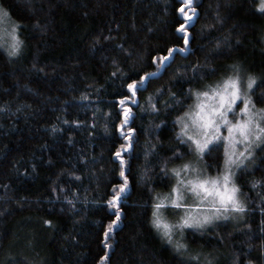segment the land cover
Wrapping results in <instances>:
<instances>
[{
  "label": "trees",
  "instance_id": "obj_1",
  "mask_svg": "<svg viewBox=\"0 0 264 264\" xmlns=\"http://www.w3.org/2000/svg\"><path fill=\"white\" fill-rule=\"evenodd\" d=\"M0 2L22 41L15 55L0 44V264H264V145L236 175L246 205L237 218L172 242L152 224L155 198L175 183L170 170L193 154L175 123L194 101L189 89L237 63L256 78L253 100L264 106L261 0H192L188 45L177 31L185 0ZM172 45L157 72L152 57ZM144 72L155 75L125 101L121 128L124 85ZM125 144L127 189L105 240ZM210 147L205 168L215 174L224 147Z\"/></svg>",
  "mask_w": 264,
  "mask_h": 264
},
{
  "label": "snow or ice",
  "instance_id": "obj_2",
  "mask_svg": "<svg viewBox=\"0 0 264 264\" xmlns=\"http://www.w3.org/2000/svg\"><path fill=\"white\" fill-rule=\"evenodd\" d=\"M185 6L190 11H184ZM264 9V0L258 5ZM179 11L185 17V23L178 26L177 31L183 33L184 44L189 43V34L185 26L192 19L196 9L192 7V0H185ZM9 17L7 9L0 8V20ZM18 23L11 24V42L8 45L11 55H15L22 44L17 35ZM110 37L105 36L107 40ZM177 50L176 45L162 50L156 56L152 57L153 63L156 64V71L173 57ZM179 51H186L181 48ZM115 64V61L113 62ZM196 66H193L195 69ZM115 75V73H113ZM155 72H144L139 75L138 79H131L124 85L131 95L123 97L120 104L123 107L124 118L120 127L123 128L131 115V109L125 101L131 100L140 91L147 78L154 76ZM256 78L249 75L246 88H241V76L238 66L234 67V73L218 81L215 86L209 85L206 90L197 91L189 89V92L195 97V102L189 105L188 110L175 117V123L179 125L177 135L194 149L199 157L206 152L211 151L210 146H215L216 142L223 141V163L219 166L216 175H208L205 170L193 166L190 162L182 163L178 168H172L171 174L176 178L170 190L164 196H157L153 204L152 224L169 242L173 240V233L177 227L181 229L185 226L199 227L210 222L214 217H218L229 209L235 212H243L245 205L240 201L239 187L235 183L236 169L247 167V162L254 159V150L259 145H264V107L257 108L250 91H254L253 85ZM159 91V90H158ZM170 97L175 99V93H169ZM264 96V93H262ZM238 101L242 103L239 111H236ZM155 108V105L152 106ZM128 135H124L125 141L129 140L133 129H127ZM226 132V134H225ZM123 135V132L121 133ZM128 144L122 145L115 155L119 157L121 170L119 176L123 178V183L113 186V194L107 201L109 206L116 208V220H112L104 230L105 240L109 233L119 220L121 211L118 207L123 193H125L128 184V177L125 175L123 165L125 163L121 151L126 149ZM178 153H173L176 156ZM74 175V174H73ZM256 183H260L257 181ZM55 191V189H53ZM175 209H183L185 215L180 218L177 224L170 223L164 218L162 209L167 206ZM209 208L213 209L211 213L195 212L194 210ZM264 211V210H262ZM50 224L51 221H44ZM264 232V228L261 229ZM108 244L105 243V248ZM176 250L180 251L186 248L183 243H176ZM251 247V245H249ZM261 252L264 253V242H261ZM107 253L101 257V261L106 259ZM248 264H252L248 261Z\"/></svg>",
  "mask_w": 264,
  "mask_h": 264
},
{
  "label": "rangeland",
  "instance_id": "obj_3",
  "mask_svg": "<svg viewBox=\"0 0 264 264\" xmlns=\"http://www.w3.org/2000/svg\"><path fill=\"white\" fill-rule=\"evenodd\" d=\"M0 8H3V6L1 5V2H0ZM13 22H14V21H12V19L10 18V16H9L7 19H5V20H0V44H1V45H4L5 48L8 49V50H9L8 45H9L10 42H11V36L9 35V32L11 31V24H12ZM17 35H18V33H17ZM236 66H238L239 71H240V76H241V88H242V90H243L244 88H246L247 79H248V76H249V74H247L248 72H246V68H245V67H243L242 65H238L237 63L234 64L233 67H232L233 70H232V72H231L230 74L228 73V76L234 73V67H236ZM250 75H251V74H250ZM228 76H226V75L221 76V77H219V78L217 79V81H215V82H213V83H211V84H209V85L215 86L216 83H217L218 81H222L224 78H226V77H228ZM251 76H252V75H251ZM255 82H256V81H255ZM209 85H207V86H209ZM207 86H206V88H207ZM206 88H203V89H200V90H197V91H203V90H206ZM250 94H251V96H252V98H253V95H252L253 93H252V91H250ZM194 102H195V97H194V101H193L192 104H194ZM240 106H242V103H240V102L238 101V106H237V108H236V111H237V112L239 111V107H240ZM256 106H257V108H259V107H264V106H261V105H259V104H257V103H256ZM225 134H226V132H225ZM220 142L223 143V141H218V142H216V143H220ZM259 146H260V145H259ZM259 146L254 150V154H255V152L257 151V149L259 148ZM223 147H224V145H223ZM204 156H205V155H203L202 157H199V156L197 155V153H196V152L194 151V149H193V154H192V156L188 157V158H187L186 160H184L183 162L176 164V166H174L173 168H178L182 163L190 162V163L193 164L194 167L205 170L206 173H207L208 175H213V176L216 175L217 173H215V174H211V173H210V174H209L208 171L206 170V168H205V159H204ZM253 160H254V159L248 161V162H247V165L250 164ZM242 167H243V166H242ZM242 167H241V168H242ZM241 168L236 169V175H237L238 171H239ZM236 175H235L234 179L236 178ZM175 179H176V178L174 177V182H175ZM235 183H236V185H237V180H236V179H235ZM237 186H238V185H237ZM169 190H170V189H169ZM169 190H167L166 192H160V193H158V196H164L165 194H167V193L169 192ZM238 197H239L240 201L245 205V202H243L244 200H243V197H242L241 191H239ZM245 209H246V205H245ZM194 211H195V212H207V213H211V212L214 211V210H213V209H209V208H203V209H197V210H194ZM221 211H222V214L219 215L218 217H214L210 222H208V223H206V224H204V225H202V226L194 227V228H196V229H205V228H209V227H211L213 224H215V223H217V222H219V221H223V219H226V218H232L234 214H235V218H237V217H238L239 215H241V213H243L245 210H244L243 212H235L234 210L229 209L228 212H226V213L223 212V210H221ZM162 214H163L164 218L167 219L170 223L177 224V222L180 220V218H181L182 216L185 215V211H184L183 209H175V208H173L172 206L169 205V206L165 207L164 209H162ZM233 218H234V217H233ZM235 218H234V219H235ZM188 228L190 229V228H193V227L185 226V227H183L182 229H181L180 227H177V228L175 229L174 233H173V237H175V238L178 237L177 240H178V241H179V240L181 241L180 236H182V235L184 234V231L188 230Z\"/></svg>",
  "mask_w": 264,
  "mask_h": 264
}]
</instances>
